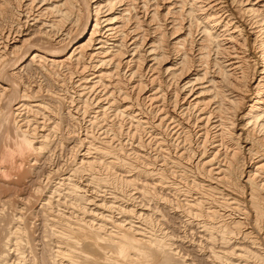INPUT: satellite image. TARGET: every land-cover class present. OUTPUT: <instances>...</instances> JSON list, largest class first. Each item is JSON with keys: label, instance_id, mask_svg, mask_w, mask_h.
<instances>
[{"label": "bare ground", "instance_id": "1", "mask_svg": "<svg viewBox=\"0 0 264 264\" xmlns=\"http://www.w3.org/2000/svg\"><path fill=\"white\" fill-rule=\"evenodd\" d=\"M1 19L0 127L32 168L69 152L36 207L49 264H175L163 194L208 242H252L245 216L264 239V0H0ZM240 248L208 255L263 263Z\"/></svg>", "mask_w": 264, "mask_h": 264}, {"label": "rangeland", "instance_id": "2", "mask_svg": "<svg viewBox=\"0 0 264 264\" xmlns=\"http://www.w3.org/2000/svg\"><path fill=\"white\" fill-rule=\"evenodd\" d=\"M5 21H6V19L0 20V27L2 26L1 25L2 23L3 24L5 23ZM10 123H11V117H10L9 121H6V123H4L0 127V150H1L0 151V167H1L0 168V203H1V205H0V211H1L0 212V249L3 250L5 254L8 253V250L6 251V248H5L6 246H4V244H5L4 241L6 242L5 238H7L8 234H9L10 227L13 223L12 221L16 217L17 210H18V212H21L20 214L18 213L19 217L23 218V219L19 218L20 220L18 223V227L21 226L19 228V230L23 231V233H25V235H23V233L21 234L22 238H21L20 242L16 244V246L19 244V246L15 247V248H17L16 251L15 250H11V252L9 251L8 256L9 257L11 256L9 258L11 260L10 261L8 260V262L13 261V262H11V264H15L17 262H18V264H33V263L35 264L36 262H37L36 264H44V263L49 264L48 254L50 251L49 249L52 246V243L50 241L48 234H46L48 229L43 225L42 216H41L42 214H41V212L39 213V211L36 207H37V204H38L40 197H42L44 195L46 188H47L46 187L47 182L45 181L46 174H48L49 172L51 173V171L53 172L55 165H57V164L59 166L61 165L62 168H63V166L66 167V163L68 162L66 158L69 156L68 155L69 152L67 149H64V150L61 149V154H59L57 151L58 154H56V156H54V158L51 159L52 161L48 160V159L40 160L39 165H38L39 168H32L33 166L28 165L27 160L24 157H22V155L20 154V151L18 149L19 148L18 147L19 146V136H18L17 132L12 129L13 127ZM16 139H18V142L16 141ZM65 144L66 143H64V145ZM58 147H59V145H58ZM20 157H21V159H20ZM58 158H60V159H58ZM64 160L67 162H65ZM22 167L23 168L25 167V168L22 169ZM3 169H5L6 171ZM34 172H35V175H34ZM51 174H53V173H51ZM5 177H6V179H5ZM33 191H34V193H33ZM159 195H158V197H159ZM24 196H25L27 202H26ZM163 196H162V200L167 201V203L165 202L166 205L163 203H155L159 200L158 198L156 199L157 201H154V199L147 198V201L149 202L148 205H149L150 209L151 210L153 209L152 215L153 214L155 215V216L154 215L152 216V218H153L152 222L155 220L152 223V224H155V225H153V227H155L154 232L155 233L158 232L159 234L158 233L157 234L159 236L160 235L163 236L164 233L168 236L167 237L164 235L163 237L168 240L167 244H169V246L172 247V252L174 254L176 253L175 255L173 254V256L175 257L173 259V261L175 260V262H174L175 264H177V263L178 264H213V263L214 264H226L223 259L218 260V259L212 258L214 256H212L211 254H210L211 256L208 255L209 253H211L210 251H212L211 248L212 249L214 248V251H216L218 249L216 251V253H219L218 252L219 250L221 253V252H223V250L226 251V249L227 250L230 249V251H232V250H236L240 247H241L240 249H242L244 246L246 249L245 248H244V250L242 249L243 251H246L248 254L251 252L253 254V251H254V254L258 253L257 256L260 255L258 257H261L260 261H263V263H264V260H263L264 259V256H263L264 255V244H262V243H264V241H263L264 239H262L263 238V236H262L263 230L261 229V231H258V230L253 229L252 224H251L253 222L252 218L247 219L248 217L246 218V216L244 217L242 215V217H244V218H242V217L241 218L244 221L241 219L243 222H242L241 227H240L242 229V231H244V232L246 231V233L249 234V236H251L252 239H254L252 242L251 241H245L243 238H241L238 235V237L237 236L234 238L231 237V241H225L224 243L221 241V244H222V246H221L220 241H219V237L216 238L217 236H215V234L218 233L217 230L215 231V229H213L214 233L217 232L215 234L213 233V235H214L213 237H214V239L216 238L219 242L217 240H214V239H212V241H213L212 243L208 242L209 240L211 241V239L209 237H207L206 232H204L199 225L198 226L194 225L195 223L193 221L192 222L190 221V219L192 218L191 215H189L187 212H183L184 209H182L183 207L180 204H178V205L175 204V203H179L178 200H176V198H174V196H170V195L166 196L164 194H163ZM166 197L168 199L170 197V199L167 200ZM173 201H175V202H173ZM2 202H4V203L2 204ZM168 202H170L171 204L170 203L168 204ZM174 205H176L177 207L176 206L174 207ZM16 208H17V210H16ZM171 208H173V209H171ZM179 208H181V210ZM154 209H155V211H154ZM156 209L159 211H156ZM177 209H179V210H177ZM22 210H24V211H22ZM155 212H158V213L156 214ZM172 212H174V213H172ZM179 212L182 214L180 215ZM184 216L186 219L184 218ZM156 217H158L160 221H158V219ZM9 219H11V220H9ZM20 222H23V223H20ZM183 223H184V225H183ZM187 223H189V224H187ZM213 225H215V224H213ZM159 227H160V230L158 231ZM43 228H44V230H43ZM160 231H164V232L161 234ZM256 232H259L260 235L258 233L256 234ZM254 233H255V235H254ZM198 234L201 237H203L204 239H200L201 237ZM169 236H171V237H169ZM168 238H170L171 240ZM207 238L209 240H206ZM261 239H262V242H261ZM214 241H216V242H214ZM232 242H235V244ZM242 242H243V244H242ZM249 242H250V244H249ZM256 242H258V243H256ZM251 243H252V246H251ZM1 244L3 246H1ZM172 244H173V246H172ZM223 244H227V245L226 246L224 245V247H223ZM253 244H255V245L258 244L259 246L257 245L258 246L257 247V246H254ZM235 245H237L238 247H235V249H233ZM239 245H240V247H239ZM20 246L22 248H20L18 250V247H20ZM209 246L211 248H209ZM207 248L210 250H208ZM21 249H23V251H20ZM175 249H177V250L175 251ZM257 249H258V251H257ZM250 250H252V251H250ZM3 251L0 252V255H1V253H3ZM47 251H48V253H47ZM226 252H228V251H226ZM12 253L14 254V256ZM16 253L18 255L19 254L20 255L16 256L17 255ZM247 253H245V255L248 256ZM249 255H250L249 258H251V259L246 257V259L250 260V261L248 260V262L251 264L256 262V264H257L259 259L254 257V259H256V260H254L253 256H251V254H249ZM20 256H22V258H20ZM14 257H16L18 261ZM18 258L21 260H19ZM211 259L212 260L215 259L214 262H212ZM216 260H217V262H216ZM253 261H255V262H253ZM263 263L259 262L258 264H263Z\"/></svg>", "mask_w": 264, "mask_h": 264}]
</instances>
